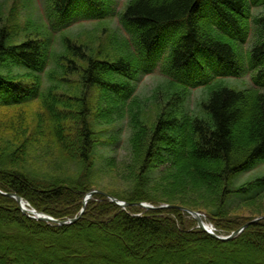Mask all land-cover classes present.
<instances>
[{
	"label": "trees",
	"instance_id": "obj_1",
	"mask_svg": "<svg viewBox=\"0 0 264 264\" xmlns=\"http://www.w3.org/2000/svg\"><path fill=\"white\" fill-rule=\"evenodd\" d=\"M49 3L48 25L52 32L59 33L79 20L99 22L118 17L128 36L129 50L108 59L79 40L65 39L68 55L62 54L58 63L71 78L78 77L76 83L81 89L75 96L64 93L76 100L81 122L80 127L74 126L78 147L73 148L70 142L66 149L79 154L73 162L80 172L71 173L73 163V168L66 164V169L49 172L39 158L32 156L34 151L26 146L24 132L22 138L19 132H0V188L19 194L36 209L56 218L75 216L92 189L89 183L93 181V153L100 133L90 120L86 104L90 89L102 87L114 98H130L137 73L152 71L162 62L161 71L170 93L177 99L170 103L179 107L177 102H187L184 94L191 91L188 81H194L196 73L207 76L218 71L217 65L236 77L246 70V62L233 39L238 40L239 35L245 36L254 27L257 38L248 54L247 70L254 72L253 80L263 90L254 86L236 88L219 80L203 90L204 97L190 115L179 114L169 103L148 130L138 124L137 115H132L129 142L133 160L126 165L127 179L122 185L129 192L124 195L101 189L127 202H161L204 211L216 227L227 233L240 228L241 222L229 219L235 203L247 205L264 199V173L253 171L264 162V12L254 13L264 6V0H128L118 10L115 0ZM29 29L25 24L21 30L23 38L14 42L8 26H0V105L9 106L8 109L35 95H40V102L48 106L64 103V96L54 97L66 85L62 79L58 86L48 89L28 77L36 76L47 65L52 39L48 32ZM12 69L17 74L7 76L5 73ZM52 75L51 72L49 76ZM55 126L53 134L58 139H70L64 135L67 129L63 125ZM162 164L168 167L158 179ZM245 174L251 175L240 182ZM154 181L164 183L156 193L165 200L149 199ZM194 196L198 200L194 201ZM95 198L76 223L58 226L27 217L13 199L0 195V241L9 243L6 250L0 249V264H53L33 260L31 246L39 245L64 253L66 261L74 264H155L161 256L165 264H186L196 258V250L210 253L207 258L211 259L197 258L193 264H209L213 254L217 259L227 254L249 255L251 250L264 252V220L249 225L237 237L222 241L192 228L180 210L160 209L134 216L104 196ZM145 237L163 243L147 247L138 241ZM18 245L20 252L15 250ZM186 245L188 258L178 259L174 248L182 254L180 249ZM148 250L149 260L144 254ZM10 251L21 258L11 257ZM216 259L214 263L220 264Z\"/></svg>",
	"mask_w": 264,
	"mask_h": 264
},
{
	"label": "rangeland",
	"instance_id": "obj_2",
	"mask_svg": "<svg viewBox=\"0 0 264 264\" xmlns=\"http://www.w3.org/2000/svg\"><path fill=\"white\" fill-rule=\"evenodd\" d=\"M127 0H119L116 3L119 5V9L123 7ZM262 10H254L255 14H261ZM51 12V4L49 0H0V26L7 25L10 32L12 33V40L17 42L23 38L22 28L26 26L30 27V31L33 32H48V35L52 37L50 41V55L48 63L45 67L42 68L36 76L29 75L32 79L37 82V84L42 83L45 88H51V86L61 83V80L66 84L60 87L62 90L56 91L54 94L55 98L64 96V93L67 95L75 96L80 89L78 82V77L74 76L71 78L67 70H62L61 65L58 63L60 56L67 54L68 52L65 49V39L70 38L71 40H79L86 45H89L90 48H93L98 54L102 53V57L108 59H114L120 54H125L128 51L129 39L128 36L122 32L120 20L118 17H110L106 20L99 22H85L82 20L73 22L69 27L63 29L59 33L52 32L49 29L48 16ZM29 23L30 25H27ZM50 31V33H49ZM64 39L62 41V37ZM256 38L255 29H251L248 41L240 43L237 45V49L240 51L242 57L247 56L252 42ZM126 50V51H125ZM100 52V53H99ZM62 55V56H63ZM62 61V58L60 59ZM161 67V64H160ZM16 70L12 69L8 71L7 76L16 75ZM52 72V76L49 74ZM45 75V76H44ZM24 76L25 75H21ZM50 78V80L48 79ZM71 78L64 80L63 78ZM251 75H245L240 79H227L228 83L233 84L236 88H247L252 85L250 80ZM136 80L133 82V92L131 97L127 99H117L112 97L107 91L102 87H93L90 89L87 97V108L90 112L91 122H95L94 128H99L100 133L98 136V142L96 148L94 149L93 157L95 160L94 166L92 167V189H106L109 191L123 192L122 194L127 195L128 189L124 188L123 182L124 178L127 179V166L130 163L132 158V147L129 142L130 135L132 134V123L131 116L137 115L136 121L138 124H141L147 130L151 125H154L157 122L158 116L163 114L164 111L168 108V104L177 101L176 95H172L168 88L167 78L163 72L159 69L153 73H145L140 71L136 75ZM73 81V82H72ZM217 82V81H216ZM74 83H76L74 85ZM215 83V82H214ZM213 83V84H214ZM207 88V87H205ZM178 88L175 89L176 92ZM205 90V89H204ZM135 97L133 103L132 98ZM204 97V91H187L184 94V101L187 102H177L179 107H176L174 103L169 105L177 109L179 114L182 112L190 113L197 106V103ZM40 95H35L29 97L22 105L18 107L9 108V106L0 105V132L16 133L19 132L20 138L23 137L21 132H24L26 138V146H30L34 151L32 156L36 159H40L41 164L49 172H58L63 169H66V164L68 167L70 164H74V158H78L79 154H73L72 150H67L66 145L70 143L73 148L78 147L77 137L75 136L74 126L80 127V117L78 118L79 107L76 104V100L70 96H64V103L48 106L44 102H40ZM61 101V100H60ZM134 106H131V105ZM4 107V108H3ZM48 110V111H47ZM63 125L67 132L64 133L65 136L70 138L56 137L54 133L55 125ZM149 124V127H148ZM69 151V152H66ZM23 157V153L20 154ZM38 159V160H39ZM69 161V162H67ZM115 162V163H112ZM73 163V164H72ZM74 169L71 170L73 175H77L80 170L74 164ZM168 165L164 166L163 164L159 166L158 172L156 175L160 179L165 175L166 168ZM256 173H264V162H261L253 170ZM253 174V173H251ZM251 174H245L241 177L240 182H243L246 178L250 177ZM157 182V185H155ZM94 184V185H93ZM164 185L163 182L154 181L152 183L151 192L148 193L149 199L155 201L165 200V198L158 192L161 187ZM155 193V194H154ZM264 198V196L262 197ZM198 198L194 196L193 200L196 201ZM99 201V199H96ZM193 201V202H194ZM148 202V201H147ZM237 203V202H236ZM235 203L236 209L233 210V213L230 215V220H235L245 224L246 222L257 218L260 214L264 215V199L256 200L254 203H248L247 205ZM149 204H154L149 202ZM165 203H159L155 206L164 205ZM128 211H132L135 214H143L145 210L140 206H133L127 208ZM80 208L78 209V211ZM184 218L188 221V224L192 228H197L196 220L188 213L184 212ZM205 214V213H204ZM208 217L206 216V219ZM208 220V219H207ZM211 224H214L210 222ZM215 226V224H214ZM218 233L224 235L228 231H223L215 226ZM142 242L141 244H147V247L158 244L160 241L155 239H149L147 237L141 238L138 240ZM8 241H0V249L6 250L8 247ZM24 245V244H22ZM24 247V246H22ZM32 247V256L33 260L37 259L53 262V264L60 263L59 260H64L66 264H74L72 261H66L64 258V253L57 252L56 250H45L42 245L31 246ZM16 251H21V247H15ZM187 245L180 249L183 253L180 254V251L177 248H174V255L180 259L188 258L185 253L187 252ZM10 250V249H8ZM249 255H237L230 256L227 254L222 258H215L216 255L213 254L212 260H208L209 264H213L218 260L220 264H249L247 261H253L252 264H264V252L263 251H253ZM11 257L21 258V255H17L15 251H10ZM150 251L144 252L145 256L149 260ZM209 252V251H208ZM195 257L192 261L186 264H193L194 260L197 261V258L203 260V258L210 257L208 254L202 250H196ZM21 254V253H20ZM248 254V253H247ZM140 256V255H138ZM159 257V255H157ZM185 256V257H184ZM63 257V258H62ZM162 256L159 257V260H156L155 264H165L162 260ZM32 259V258H31ZM143 259V258H142ZM158 259V258H157ZM248 259V260H247ZM147 260V261H148ZM214 260V261H213ZM210 261V262H209ZM63 263V262H61ZM154 264V263H153ZM175 264V263H174ZM215 264V263H214Z\"/></svg>",
	"mask_w": 264,
	"mask_h": 264
},
{
	"label": "water",
	"instance_id": "obj_3",
	"mask_svg": "<svg viewBox=\"0 0 264 264\" xmlns=\"http://www.w3.org/2000/svg\"><path fill=\"white\" fill-rule=\"evenodd\" d=\"M96 192H99V191H91V192L89 193V195L87 196V198L84 200V206H83V208H82L80 214H79L78 216L74 217V218H71V219H68V220H56V219H53L52 217H50L49 215H46V214H43V213H39V212H37V214H38V216H39L38 218H39L40 220L47 221V222H56V223H58L59 225H65V224L74 223V222L78 221V219L83 215V213H84V211H85V209H86L87 200H88L92 195H94V193H96ZM0 193L5 194V195H7V196H9V197H13V198H15V199L18 201V203H19L20 205H21L22 202L24 201L22 197H20V196L14 194V193H4V192H2V191H0ZM99 193H101V194H105L106 196L110 197L109 195H107V194L104 193V192H101V191H100ZM110 199H111L113 202H115L116 204H118V205H120V206H122V207H128V206L132 205V204H130V203L121 202V201H119L118 199L113 198V197H110ZM140 205L146 207L147 209H151V208H153V207H150V206H145V205H143V204H140ZM166 207L177 208V209H181V210H186V211H188L189 213H191L192 215H194V217L198 220V224H199V227H200V228H202V229L205 230V231H208L209 234H211V235L214 236L215 238H218V239H221V240H230V239H232L233 237L237 236V235H238V234H239V233H240L245 227H247L248 225H250V224H252V223H254V222H256V221H258V220L260 219V218H258V219H255V220L251 221V222H248V223L245 224L241 229L234 231V232H233L230 236H228V237H220V236H218L217 234L213 233L212 231L208 230V229L205 227V224H204V222L201 220V218H200V216H199V213L194 212V211H192V210H189V209H187V208L181 207V206H177V205H171V206H166ZM23 211H24L25 213L27 212L26 210H23ZM262 218H264V216H263Z\"/></svg>",
	"mask_w": 264,
	"mask_h": 264
},
{
	"label": "bare ground",
	"instance_id": "obj_4",
	"mask_svg": "<svg viewBox=\"0 0 264 264\" xmlns=\"http://www.w3.org/2000/svg\"><path fill=\"white\" fill-rule=\"evenodd\" d=\"M0 191H2V192H4V193H14V194L20 196L19 194L15 193V192H8V191H5V190H3V189H1V188H0ZM0 195H3V196H6V197H9V196H7V195H5V194H2V193H0ZM20 197H22V196H20ZM9 198L13 199V200L17 203L19 210H20L24 215H26L27 217H29V218H31V219L37 220V221H43V220H40V219L38 218L39 216H37V212L32 214L33 210H37V211H40V210L35 209V208L29 206L28 204L25 203L26 201H23L22 204L20 205V204L18 203V201H17L15 198H13V197H9ZM22 198H23V197H22ZM23 199H25V198H23ZM141 204H143V205H145V206L153 207V208H151V209H147L146 207L141 206V205L139 204L138 206H140L141 208H143V210H145V212L153 211V210H158L157 207H158L159 209H166V208H169V207H166L165 205H161V206H153L152 204H149V202H147V201H143V202H141ZM170 209H175V208H170ZM23 210H26L27 212L25 213ZM125 211H127L129 214L134 215V216H141V215H142V214H135V213H133L131 210H130V211L125 210ZM145 212H144V213H145ZM144 213H143V214H144ZM69 219H71V218H69ZM202 220H203V222H204V224H205V227H206L208 230L211 231L212 228H213V226H211V223L208 222V221H206V219H204V218H203ZM43 222H46V221H43ZM74 223H76V222H74ZM74 223H70V224H66V225H71V224H74Z\"/></svg>",
	"mask_w": 264,
	"mask_h": 264
}]
</instances>
